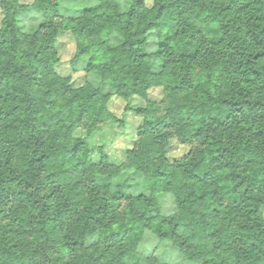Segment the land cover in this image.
Wrapping results in <instances>:
<instances>
[{
  "label": "trees",
  "instance_id": "obj_1",
  "mask_svg": "<svg viewBox=\"0 0 264 264\" xmlns=\"http://www.w3.org/2000/svg\"><path fill=\"white\" fill-rule=\"evenodd\" d=\"M0 1V264H264V0H35L33 33ZM64 29L110 91L56 72ZM160 84L166 114L133 101ZM114 98L141 118L122 164L90 142ZM175 136L192 145L180 162ZM146 230L168 246L153 259Z\"/></svg>",
  "mask_w": 264,
  "mask_h": 264
},
{
  "label": "rangeland",
  "instance_id": "obj_2",
  "mask_svg": "<svg viewBox=\"0 0 264 264\" xmlns=\"http://www.w3.org/2000/svg\"><path fill=\"white\" fill-rule=\"evenodd\" d=\"M145 4L151 7L154 0H144ZM35 0H18L21 9L18 11V24L27 33H33L38 30L45 21L44 14L35 9L33 4ZM123 10L130 7L129 0H121ZM4 10L0 1V25L4 18ZM121 41V37L113 33L109 37V44L116 45ZM77 45L75 35L69 30H62L57 38L56 47L59 53L60 61L55 66L56 72L63 78H67L69 83L74 88H80L85 85H92L101 92H108L111 90L110 84L105 83L100 73L96 70L87 71L86 66L89 62V55L83 58L74 60L77 54ZM158 49V39L155 33L149 37L147 51L149 53L150 62L154 69L160 67L161 60L156 55ZM137 105H146L150 103L160 108V114H166V89L163 85H156L152 87L148 93L146 100L141 101L135 99ZM138 101V102H137ZM127 102L121 98H114L110 102V108L117 116V120H110L103 124L102 128L98 130L90 142L93 145H104L105 150L110 154L111 159L117 164L125 163L128 160L129 150L135 146V141L138 138L137 128L140 124L141 118L134 114V111L127 110ZM191 142V141H190ZM190 142H185L179 137L175 136L167 145L166 154L172 162H180L185 159L191 152L192 145ZM194 143V142H193ZM95 159L99 158L98 154L94 155ZM123 201V205H124ZM163 215H169L176 209L175 198L171 194H166L160 200ZM264 212V210H263ZM96 239L91 238L89 243L93 244ZM168 250L166 243L160 241L159 237L151 230H146L143 240L137 247L139 254L153 259L155 255ZM169 253V252H168ZM174 254V253H173ZM169 264H185V261L178 255L167 256Z\"/></svg>",
  "mask_w": 264,
  "mask_h": 264
}]
</instances>
